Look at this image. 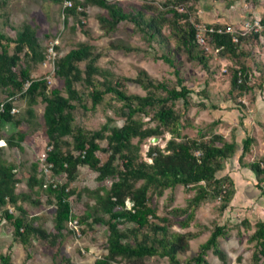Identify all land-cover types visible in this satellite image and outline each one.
I'll use <instances>...</instances> for the list:
<instances>
[{"label": "trees", "instance_id": "obj_1", "mask_svg": "<svg viewBox=\"0 0 264 264\" xmlns=\"http://www.w3.org/2000/svg\"><path fill=\"white\" fill-rule=\"evenodd\" d=\"M50 1L63 6L65 23L72 19L88 40L54 61L55 77L63 81L65 96L58 88L50 89L45 77H33L37 67L48 59L50 46L47 40L51 36H39L37 27L28 23L13 28L15 38L0 32V91L4 95L0 100V141L10 148L22 149L26 138L23 129L36 117L35 107L39 99L45 103L43 119L47 136L45 162L40 156L23 174L25 176H19L17 164L3 159L4 149L0 146V222L12 225L13 241L24 247L26 260L31 258L33 240L44 242L49 248L59 247L74 234L69 223L76 222L89 229L95 225L107 228V253L96 259L94 264L120 261L145 264V260L151 257L167 258L168 264H207L206 255L210 250L225 261L227 254L220 248L219 239L228 236L226 225L214 224L199 253L183 263L179 256L189 251L191 240L196 239L200 232L174 231L175 222L169 216H159L150 201L152 194L162 196L166 190L178 186L193 192L186 207L172 212L185 216L180 222L183 228L190 227L195 221L196 211L203 203L219 201L222 212L229 208L235 195V185L221 172L237 151L235 136L228 141L213 130L210 135H201L200 138L182 134L181 119L194 101L195 92L180 76L176 59L184 55L190 63L207 71L215 54L231 61L229 90L223 102L244 110L247 107L241 100L256 89L259 93L264 90V66L257 64L260 77H253L254 70L244 60L249 54L241 47L242 44L260 42L259 34L239 35V41L235 43L232 34L218 32L228 24L208 25L207 28L212 27L215 31L207 32L205 44H201L197 38L196 23L199 20H193V15L205 0H139L141 6L137 9L125 8L121 0ZM65 1L72 5L64 7ZM10 2L0 0V10L8 27H11ZM91 7L104 11L97 19L106 35L127 22L134 25L148 46H163L165 51L158 58L173 68L176 82L156 81L141 69L133 81L142 86L146 95L130 94L125 82L128 80L113 77L110 71L98 64L102 53L91 44L92 36L85 23ZM111 46L127 52L137 50L123 44ZM54 49L59 52L58 46ZM81 63L85 64L84 69L80 67ZM77 84L85 87L92 110L102 105L107 96L121 103L115 110L121 121L109 118L98 130H88L78 124L76 110L82 108L87 111L88 108ZM16 100L26 103L23 118L12 113ZM180 101H183L182 110L177 108ZM201 106L219 110V105L214 103L209 107L203 102ZM151 122L156 124L150 126ZM7 124L13 125L17 132L5 135L3 127ZM219 124L220 121L215 120L212 125L216 127ZM166 134L170 135L166 146L151 145L146 154L150 161L144 158L142 148L145 142L151 138H163ZM254 142L253 138L244 140L240 159L251 152ZM99 152L107 156L106 160L101 159ZM44 164L51 165L52 181L47 177ZM248 166L256 173L258 187H261L264 183V156ZM82 168L95 173L99 183L110 181V187L82 191L71 188V183L81 176ZM20 183H25L28 191L18 193ZM83 194L90 196L94 203L85 204L76 211L77 204L74 205L71 199L81 200ZM25 203L36 207L42 204L55 206L53 230L43 228L40 217L29 214L23 205ZM241 223L243 227L251 228L249 220ZM200 228L208 229L202 225ZM249 242L255 247L252 263L264 264V220L256 222ZM0 263L13 264L6 253H0Z\"/></svg>", "mask_w": 264, "mask_h": 264}, {"label": "rangeland", "instance_id": "obj_2", "mask_svg": "<svg viewBox=\"0 0 264 264\" xmlns=\"http://www.w3.org/2000/svg\"><path fill=\"white\" fill-rule=\"evenodd\" d=\"M123 6L128 9H137L141 6L139 0H121ZM10 26L5 24V18L0 10V32L10 38H15L16 33L13 28H18L24 23H28L37 27L39 36L45 34L51 36L47 40L49 48L48 59L45 63L40 64L36 71L33 72L34 78L45 77L50 85V89H60L63 95H67L64 83L55 77L54 61L58 56H64L72 49L76 48L80 43L86 42L88 38L75 25V22L70 19L65 23L63 15V6L52 3L50 0H11L9 4ZM89 18L85 20L87 27L91 33V44L102 53L99 59V66L112 73L113 77L123 78L126 82L127 90L130 94L144 96L146 91L142 86L133 80L138 76L139 70H145L149 76L156 81L176 82L175 71L173 68L162 59L161 56L165 49L163 46L155 45L148 46L142 36L135 31V27L131 23L123 22L120 27L111 34L106 35L100 28L97 16L104 11L97 7L88 9ZM208 18V19H207ZM212 18V19H211ZM255 19L264 20V0H229L226 2H213L205 0L198 6L197 14L193 15V20H199L196 23L198 28H202L201 34L208 36L204 28L214 25H230L238 28L245 21H253ZM243 20V21H242ZM242 21V22H241ZM167 32V31H166ZM167 34V33H165ZM209 38V37H208ZM112 44H123L125 46L137 48V50L127 52L112 48ZM58 46L59 52L54 49ZM242 49L249 55L244 57V60L254 70L253 77H260L256 70L257 64L264 66V45L261 42H252L241 45ZM177 68L180 76L183 78L186 85L194 89V101L189 105V109L181 119V132L190 138H200L201 135H210L211 131L218 132L221 127L213 126L216 120L218 110L211 109L210 103L220 104L226 97L229 90V66L231 61L221 59L218 55L210 60V70L207 71L200 65L190 63L184 55L177 56ZM80 67L84 69L85 64L81 63ZM100 79H102L100 77ZM83 94V102L88 110L82 108L77 109V123L88 130H98L105 124L109 118L113 121L120 122V117L115 110L120 108L121 103H118L110 96H107L104 103L92 110V102L86 96V89L80 84L76 86ZM258 92L257 89L251 94ZM264 92V90H263ZM252 96V95H251ZM4 95L0 91V100ZM220 101V102H218ZM203 102L207 103L209 109L201 106ZM217 102V103H216ZM243 103V99L241 100ZM250 103V102H248ZM246 107L248 104L243 103ZM183 101L177 103V108L182 110ZM15 108L16 115L25 117L26 103L16 100ZM45 103L39 99L38 105L35 107L36 117L30 125H27L23 131L26 133V138L22 144V149L10 148L6 146L4 141H0V146L3 147V159L8 163H15L18 166L19 176H25L32 163L39 159L47 149V136L44 126ZM147 120V119H146ZM156 123L151 122L150 126ZM224 129V128H223ZM5 135L9 136L17 132V129L7 124L3 127ZM235 136L234 129L230 133V139ZM170 138L166 134L163 138L148 139L142 148L143 157L148 160L146 154L151 145L166 146L167 140ZM105 142H102L104 145ZM102 160H106L107 156L101 152L98 153ZM264 156V155H263ZM259 156L254 161L262 158ZM150 161V160H148ZM253 161V162H254ZM82 174L76 182L71 183L70 187L77 190L89 188L95 190L102 187L109 188L110 181L99 183L96 180L95 173L87 168H82ZM47 177L52 181L50 172H47ZM222 174V172H221ZM65 182L64 180H58ZM25 183H20L17 186V192H26ZM193 196V192L188 191L184 186H178L175 189H168L162 196L156 194L151 195L150 204L157 210L159 216H169L174 222L173 230L181 233L200 232L196 239L191 240L190 249L184 255H180V260L184 263L199 253L200 246L204 244L210 236L213 225L221 223L226 225L228 236L219 239V246L223 249L227 258L225 261L219 259L212 250L206 255L207 264H253L252 255L255 251L254 244L249 242L250 236L255 230V224L259 219L254 218L250 221L251 228L242 226L241 216L226 217L225 214L233 208L232 202L227 210H220V202L203 203L196 211L195 221L190 224V227L183 228L180 224L185 216L172 213L173 210L184 208L187 206L188 199ZM72 202L76 205V211L85 204H93L94 200L87 194H83L81 200L73 197ZM32 216H38L41 219V226L47 231H52L54 226V218L56 207L42 204L39 207L33 206L30 203L23 204ZM131 204L128 203V207ZM172 213V214H171ZM2 214L0 212V219ZM248 220V219H247ZM200 225L206 226L208 229L201 230ZM70 229L74 230V234L67 238L59 247L49 248L44 242L33 240L30 250L31 258L26 260L27 253L24 247L13 241V227L8 222H0V253H6L10 256L13 264H94L96 259L101 258L107 253V228L103 225H95L92 229L84 225L69 223ZM1 264V263H0ZM115 264H126L120 261ZM145 264H168L167 258L151 257L145 260Z\"/></svg>", "mask_w": 264, "mask_h": 264}, {"label": "crops", "instance_id": "obj_3", "mask_svg": "<svg viewBox=\"0 0 264 264\" xmlns=\"http://www.w3.org/2000/svg\"><path fill=\"white\" fill-rule=\"evenodd\" d=\"M244 102L248 104L244 110L220 102L216 114L221 127L217 133L231 141L230 133L234 129L237 143L235 155L224 164L222 171V175L229 176L235 185L233 208L225 214V221L226 217L234 215L244 220H264V183L258 187L257 175L248 166L255 158L264 155V92L245 96ZM247 138H253L255 142L251 152L240 159L243 142Z\"/></svg>", "mask_w": 264, "mask_h": 264}, {"label": "built area", "instance_id": "obj_4", "mask_svg": "<svg viewBox=\"0 0 264 264\" xmlns=\"http://www.w3.org/2000/svg\"><path fill=\"white\" fill-rule=\"evenodd\" d=\"M72 5V3L70 1H65L64 3V7H70ZM201 30L202 28H198V32H197V38L198 41L201 44H205V38H204V34H201ZM205 32H214L215 30L211 27V28H204ZM219 33H228V34H232L234 36L233 40L235 43H237L239 41V35H246L248 33H256L259 34V40L260 42L264 45V22L261 21L260 19H255L253 21H245L243 24H241L238 28H234L232 27V25H228L226 28L224 29H220L218 31ZM50 50H53V48H51ZM17 109L14 108L12 113H17ZM41 161L45 162L44 159V154L41 157ZM51 168V165H47L44 164V169L46 172H49V169ZM70 223H75L76 222H70Z\"/></svg>", "mask_w": 264, "mask_h": 264}, {"label": "water", "instance_id": "obj_5", "mask_svg": "<svg viewBox=\"0 0 264 264\" xmlns=\"http://www.w3.org/2000/svg\"><path fill=\"white\" fill-rule=\"evenodd\" d=\"M155 140H157V138H155Z\"/></svg>", "mask_w": 264, "mask_h": 264}]
</instances>
